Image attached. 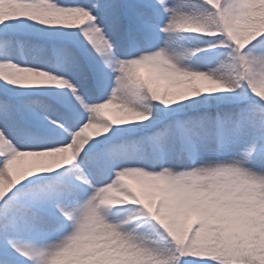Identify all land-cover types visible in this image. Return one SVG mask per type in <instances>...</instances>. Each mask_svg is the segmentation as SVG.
Masks as SVG:
<instances>
[{"label": "snow or ice", "instance_id": "snow-or-ice-1", "mask_svg": "<svg viewBox=\"0 0 264 264\" xmlns=\"http://www.w3.org/2000/svg\"><path fill=\"white\" fill-rule=\"evenodd\" d=\"M0 264H264V0H0Z\"/></svg>", "mask_w": 264, "mask_h": 264}, {"label": "rangeland", "instance_id": "rangeland-1", "mask_svg": "<svg viewBox=\"0 0 264 264\" xmlns=\"http://www.w3.org/2000/svg\"><path fill=\"white\" fill-rule=\"evenodd\" d=\"M26 162H27V158L21 160V161L19 162V164H20L21 167H23V166L26 164Z\"/></svg>", "mask_w": 264, "mask_h": 264}]
</instances>
